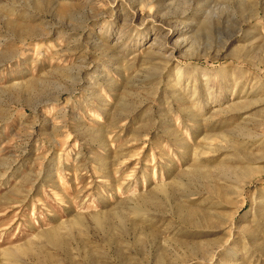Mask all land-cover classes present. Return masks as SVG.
<instances>
[{"label":"rangeland","instance_id":"1","mask_svg":"<svg viewBox=\"0 0 264 264\" xmlns=\"http://www.w3.org/2000/svg\"><path fill=\"white\" fill-rule=\"evenodd\" d=\"M0 264H264V0H0Z\"/></svg>","mask_w":264,"mask_h":264},{"label":"bare ground","instance_id":"2","mask_svg":"<svg viewBox=\"0 0 264 264\" xmlns=\"http://www.w3.org/2000/svg\"><path fill=\"white\" fill-rule=\"evenodd\" d=\"M243 71V70H242ZM241 188H243V185L240 186V192H241Z\"/></svg>","mask_w":264,"mask_h":264}]
</instances>
